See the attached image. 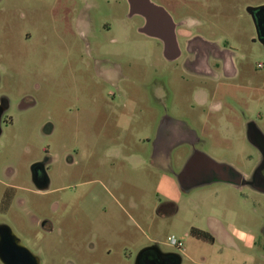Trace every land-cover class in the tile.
<instances>
[{
  "label": "rangeland",
  "instance_id": "374dc122",
  "mask_svg": "<svg viewBox=\"0 0 264 264\" xmlns=\"http://www.w3.org/2000/svg\"><path fill=\"white\" fill-rule=\"evenodd\" d=\"M152 2L160 3L173 18L175 14L201 20L207 26L202 33L228 38L234 52L247 56L238 60L239 77L202 84L221 86V94L207 91L203 101L191 92L192 80L181 60L166 59L162 44L138 31L141 19H127L125 0H0V87L16 100L28 94L34 102L25 110H13V125L5 127L0 138V223L13 229L40 264H135L137 253L147 245L179 253L168 243L169 237L183 243L181 264H264L259 249L264 210L257 194L225 183L181 189L171 174L149 165L143 141L163 113L200 131L199 122L212 115L208 107L217 100L244 101L248 115L261 114L255 118L264 131V91L236 88L248 84L264 88L259 78L264 57L252 40L249 18L241 15L249 0H208L210 11L186 8V0ZM62 5L89 10L86 38L72 24L62 25ZM26 32L31 33L28 39ZM257 63L263 64L262 72L255 73ZM104 67H118L122 76L110 82L101 74ZM47 122L48 136L41 134ZM225 139L222 145L205 143V153L247 170L250 148L242 137L238 142L234 136ZM46 145L54 160L59 158L52 188L64 182L68 186L57 193L63 213L52 217L51 233L30 227L26 211L15 206L21 196L34 214L47 216L54 195L36 194L27 183L30 157L41 154ZM236 147H245L244 153H234ZM68 153L70 165L63 159ZM64 165L69 176L61 174ZM9 166L12 170H7ZM12 171L15 175L6 179ZM166 200L179 205L177 214L157 210ZM209 217L234 230V245L191 232L192 227L207 231Z\"/></svg>",
  "mask_w": 264,
  "mask_h": 264
},
{
  "label": "flooded vegetation",
  "instance_id": "af4514ba",
  "mask_svg": "<svg viewBox=\"0 0 264 264\" xmlns=\"http://www.w3.org/2000/svg\"><path fill=\"white\" fill-rule=\"evenodd\" d=\"M182 1L185 3V0ZM189 1L191 2L187 5L186 3ZM125 3L127 6V19L134 17L141 19V25L138 26L139 29L145 22L144 18L138 14L131 15L128 0H125ZM186 3L183 6H186V8L188 7L189 9L203 8L208 11L213 9V6L209 5L210 3L208 0H186ZM61 10L63 20L61 22L62 25H66L65 27L69 28L68 26L72 24L77 29L79 36L81 38H86L87 35L85 30H89L91 24V20H88L89 13L87 12H89V10L75 8V6L68 5H66V7L65 5H62ZM241 11L243 12L241 15L249 18L251 25L254 28V36L252 40L255 41V43H259L264 57V1L249 0ZM173 15L175 18L171 15L170 16L176 25L175 31L181 47V54L176 60H181V64L184 67L183 70L192 80L190 85L191 92L204 89L210 92L213 96L221 94V86L215 85L212 87L209 86L208 88L202 84H207L208 81L215 83V81H219L222 77L227 78L228 80H233L239 77L241 71L238 67V60H244L247 56L245 54L239 56L238 53L234 52L230 47V41L228 38H214V36H207L202 33V27L207 26H204L201 20L196 21L195 19H190V17L183 16L177 18L175 14ZM123 26L128 28L129 25L126 23L123 24ZM106 30L109 31L110 26H106ZM30 34V32H26V39L30 37ZM192 38L194 39L191 46H189L187 41ZM198 38H204L218 43L225 51H227V55L226 52H224L225 54L209 52V56L207 55L208 59L204 60V56L208 50L204 47V45L198 43ZM155 40L160 43L158 39ZM188 51H191L193 54L191 62L188 61ZM230 58H232V61ZM206 61L209 63L207 68ZM190 64L191 68L189 66ZM262 66V63H257V66L254 68L255 73L257 71L262 72V70H259ZM101 74L106 76L110 82L115 83L117 82L118 77L122 76V70L118 69V67H104L101 70ZM259 76H263L259 77L263 83L264 74L261 73ZM236 88L241 91H249L250 93L254 91L255 93L264 91L262 86L256 87L251 84L238 85ZM33 103L34 102L28 94H21V97L16 100L14 96H11L0 87V138L3 136L4 128L13 125V110H25L31 107ZM246 106L247 104L242 100L226 103L219 100L211 102L208 109H210L212 115L205 117L202 122H199L201 123L200 131L195 127V125L188 121L173 118L168 114L163 113L153 126L150 134L147 133L143 139L144 145L148 149L147 161H149V165L153 163L163 167L165 171L169 172V174L171 173L181 189L187 186L193 187L212 184L215 183V181H221L220 179L224 180L223 182L228 184L245 187L251 192L257 194L259 198L258 205L264 210V131H262L257 122V118H260L261 114H255L257 118H255V116L252 117L248 115V107ZM224 110H226L227 113H225ZM50 131L51 126L47 122L42 126L41 134L48 136ZM230 136H234L235 140L242 137V141H244L251 150V152L246 156V159L249 162V167L245 171L241 169L238 170L236 167L227 162L223 163L232 166V168L214 166L211 160L206 159L207 156L211 159L214 158L205 153V143L222 145L223 142L226 143L225 138ZM118 140L119 136L117 137V143ZM238 141L239 140H237V142ZM121 145L123 146L122 143ZM228 145L230 147L231 144L229 143ZM244 148L245 147L239 149L236 147L235 149H232V151L240 155L244 153ZM49 149V145H46L41 154H33L30 157L28 164L29 175L27 179V183L31 186V188H33L32 190H34V193L47 196L48 198H51L54 195L48 205L47 216L34 214L32 209L28 208L29 202H27L24 197L17 196L15 200V206L18 211L21 213L26 211L30 227L43 233H51L54 230L55 221L52 217L55 214H58L60 208V201L56 198V196L59 195L57 194L58 192L68 187L67 185H64V182L63 185L52 188L54 184V177L59 167V164L57 165L55 161H58L59 158L57 157L56 160H54L55 158ZM134 155L135 154H132L131 157ZM63 159L65 164L70 165L72 160L69 153L65 155ZM68 165H64V167L61 166V168H64L63 171H61V174L64 176L70 175V172L65 170V167H68ZM7 170H12V168L9 166L7 167ZM14 175L15 171H12L11 174L8 173L5 177H7L6 179L11 180ZM6 185L7 187H14L10 182H6ZM130 187L134 189L135 186L134 184H131ZM25 189L28 190L29 187ZM3 197L4 199H9L7 194H4ZM66 205L67 202L65 201V217L68 214L65 209ZM157 210H159L158 207ZM59 213H63V211H60ZM11 230L13 231L12 228ZM259 232L261 237L259 249L263 253L264 222L261 223ZM177 250H179V253L175 251H164L156 244L147 245L141 248L137 253L135 264H181L183 257L181 252H184V248H177Z\"/></svg>",
  "mask_w": 264,
  "mask_h": 264
},
{
  "label": "water",
  "instance_id": "95a60500",
  "mask_svg": "<svg viewBox=\"0 0 264 264\" xmlns=\"http://www.w3.org/2000/svg\"><path fill=\"white\" fill-rule=\"evenodd\" d=\"M130 14H138L144 18V24L138 29L139 32L163 43V54L168 60L178 58L180 48L178 46L175 23L170 14L152 0H128ZM209 49L217 51L213 44H207ZM214 166H232L211 159ZM221 181H224L220 179ZM0 263L1 264H40L38 256L23 245L19 237L4 223H0Z\"/></svg>",
  "mask_w": 264,
  "mask_h": 264
},
{
  "label": "crops",
  "instance_id": "0c3cea01",
  "mask_svg": "<svg viewBox=\"0 0 264 264\" xmlns=\"http://www.w3.org/2000/svg\"><path fill=\"white\" fill-rule=\"evenodd\" d=\"M177 36V35H176ZM153 38V37H152ZM156 39V38H155ZM194 38L192 39H188V45L191 46L192 44V41H193ZM199 39V38H198ZM159 40V39H158ZM160 41V40H159ZM178 41V39H177ZM160 43L162 44V48H163V43L162 41H160ZM198 43L204 45V47L208 50L206 52V55L204 56V60H207V55L209 56V52L211 53H216V54H222L224 52H226V55H227V51H225L218 43H215L213 41H210V40H207V39H204V38H200L198 40ZM207 44H213L217 47V51H212L211 49H209V47L207 46ZM178 46L180 48V54H181V47H180V44H179V41H178ZM179 54V56H180ZM225 54V53H224ZM219 57V56H218ZM177 59V58H176ZM174 59V60H176ZM193 59V54L191 51H188V61L191 62V60ZM230 60L232 61V58H230ZM190 68H191V64L189 65ZM209 66V63L208 61H206V68ZM199 69V68H198ZM208 92L204 89H201V90H198L196 91V94L199 95L201 97V99L203 101L206 100L207 98V94ZM136 158V157H139V155H134L133 158ZM177 162V160H176ZM175 162V163H176ZM175 165V164H174ZM152 166L159 172H162V173H169L167 171H165V169L163 167H161L160 165L158 164H153L152 163ZM171 174V173H170ZM215 183H225L223 181H215ZM225 184H228V183H225ZM232 185V184H230ZM234 187H238V186H235L233 185ZM159 209H162L164 211H166L167 215L168 216H173L174 214H177L180 210V207L177 203H175L174 201H165V202H161L160 206L158 207ZM207 227H208V230L207 232H209V234L213 237V240L214 242L215 241H220L222 243H227L229 246L231 245H234L235 243H232L233 242V232L234 230L231 228V227H228V228H225V226L223 225L222 221L216 217H209L208 218V224H207ZM192 228H190V230H192ZM200 230V228H197ZM203 230V229H201ZM238 249V248H237Z\"/></svg>",
  "mask_w": 264,
  "mask_h": 264
},
{
  "label": "trees",
  "instance_id": "16d2710c",
  "mask_svg": "<svg viewBox=\"0 0 264 264\" xmlns=\"http://www.w3.org/2000/svg\"><path fill=\"white\" fill-rule=\"evenodd\" d=\"M191 232H192L193 234L199 236V237L204 238V239H209V240L211 239V240H213L212 237H211V235H210L209 233L203 231V230H199V229H195V228H193V229L191 230Z\"/></svg>",
  "mask_w": 264,
  "mask_h": 264
},
{
  "label": "built area",
  "instance_id": "2783aa9c",
  "mask_svg": "<svg viewBox=\"0 0 264 264\" xmlns=\"http://www.w3.org/2000/svg\"><path fill=\"white\" fill-rule=\"evenodd\" d=\"M168 241L171 245H173L179 249H183V243L180 240H177L176 238H173V237H169Z\"/></svg>",
  "mask_w": 264,
  "mask_h": 264
}]
</instances>
